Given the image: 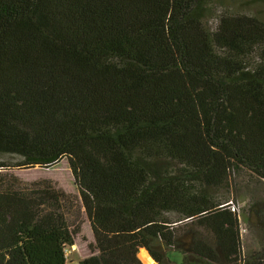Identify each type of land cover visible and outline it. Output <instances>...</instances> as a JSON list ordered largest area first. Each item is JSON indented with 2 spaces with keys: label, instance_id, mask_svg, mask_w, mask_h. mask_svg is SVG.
Returning a JSON list of instances; mask_svg holds the SVG:
<instances>
[{
  "label": "trees",
  "instance_id": "1",
  "mask_svg": "<svg viewBox=\"0 0 264 264\" xmlns=\"http://www.w3.org/2000/svg\"><path fill=\"white\" fill-rule=\"evenodd\" d=\"M213 1L0 0V159H66L79 190L0 174V264H66L82 214L77 264H264V202L253 248L217 197L264 185V22L212 27Z\"/></svg>",
  "mask_w": 264,
  "mask_h": 264
},
{
  "label": "rangeland",
  "instance_id": "2",
  "mask_svg": "<svg viewBox=\"0 0 264 264\" xmlns=\"http://www.w3.org/2000/svg\"><path fill=\"white\" fill-rule=\"evenodd\" d=\"M212 16L210 24L212 27L216 24L217 17L227 12L232 15L250 14L257 16L264 22V1L262 0H215L211 3ZM8 165V169H1V175L13 177L15 187L20 189H37L43 187L45 180L50 181L58 189L63 190L66 194L77 197L79 194L78 186L72 175L71 169L66 159L60 160L58 163L50 167H32L18 168L15 167L18 159L14 156H8L0 159V163ZM234 177V176H233ZM232 177L231 186L229 188L219 190L217 197L229 196L236 205V212L240 215L241 233L244 246H260L259 241L255 239L256 233L249 227V221L252 219L251 207L256 200L264 202V185L255 184L253 181L246 180V177L239 175L234 185ZM249 217V221H248ZM81 231L75 237V244L66 249V264H77L80 260L92 255V247L94 245V236L90 226V222L85 214L81 215ZM75 216H73V220ZM249 223V224H248ZM141 252V251H140ZM169 258L175 264H181V256L176 252H169ZM144 264V263H143Z\"/></svg>",
  "mask_w": 264,
  "mask_h": 264
},
{
  "label": "bare ground",
  "instance_id": "3",
  "mask_svg": "<svg viewBox=\"0 0 264 264\" xmlns=\"http://www.w3.org/2000/svg\"><path fill=\"white\" fill-rule=\"evenodd\" d=\"M140 258L141 260L143 261L144 264H156L154 261H152L148 255L143 252V253H140Z\"/></svg>",
  "mask_w": 264,
  "mask_h": 264
},
{
  "label": "water",
  "instance_id": "4",
  "mask_svg": "<svg viewBox=\"0 0 264 264\" xmlns=\"http://www.w3.org/2000/svg\"><path fill=\"white\" fill-rule=\"evenodd\" d=\"M149 254V253H148ZM150 256V255H149ZM151 257V256H150ZM152 258V257H151ZM154 261V260H153ZM155 262V261H154ZM156 263V262H155Z\"/></svg>",
  "mask_w": 264,
  "mask_h": 264
},
{
  "label": "built area",
  "instance_id": "5",
  "mask_svg": "<svg viewBox=\"0 0 264 264\" xmlns=\"http://www.w3.org/2000/svg\"><path fill=\"white\" fill-rule=\"evenodd\" d=\"M234 210V208H232Z\"/></svg>",
  "mask_w": 264,
  "mask_h": 264
},
{
  "label": "crops",
  "instance_id": "6",
  "mask_svg": "<svg viewBox=\"0 0 264 264\" xmlns=\"http://www.w3.org/2000/svg\"><path fill=\"white\" fill-rule=\"evenodd\" d=\"M141 260V259H140ZM142 261V260H141ZM157 264V263H156Z\"/></svg>",
  "mask_w": 264,
  "mask_h": 264
}]
</instances>
